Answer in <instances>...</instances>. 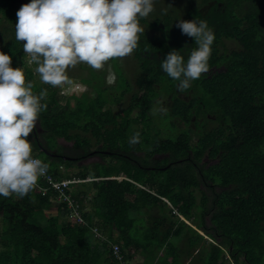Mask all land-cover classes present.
Segmentation results:
<instances>
[{"label": "trees", "instance_id": "1", "mask_svg": "<svg viewBox=\"0 0 264 264\" xmlns=\"http://www.w3.org/2000/svg\"><path fill=\"white\" fill-rule=\"evenodd\" d=\"M26 3L0 0V25L12 28L0 51L12 57L13 68H23L34 94L47 89L41 101L47 108L38 120L45 150L69 159L51 160L27 139L52 174L83 180L73 185V196L88 227L67 220L63 205L52 215L50 195L36 187L23 198L0 196V264H119L91 228L121 246L129 264L138 255L143 264H264V0H189L181 18L165 16L162 26L160 20L150 26L158 35H140L133 51L135 88L118 64L113 86L105 84V72L86 67L83 79L92 94H73L74 108H60L61 87L38 83L23 63V42L14 28ZM181 19L205 20L215 36L209 71L192 81L188 99L176 94L178 81L161 67L173 49L186 63L197 47L176 27ZM225 40L239 50L226 52ZM158 87L171 97L167 120L178 119L187 129L151 135ZM128 93L126 107L116 113ZM136 133L140 142L130 146ZM59 139L72 148L60 146ZM93 156L101 161L79 166L74 175L60 170Z\"/></svg>", "mask_w": 264, "mask_h": 264}, {"label": "clouds", "instance_id": "2", "mask_svg": "<svg viewBox=\"0 0 264 264\" xmlns=\"http://www.w3.org/2000/svg\"><path fill=\"white\" fill-rule=\"evenodd\" d=\"M154 10V0H31L16 13L15 39L23 42L27 63L36 65L40 81L61 87L72 83L67 71L78 64L101 70L108 61L131 55L145 33L139 20ZM176 27L197 47L186 63L173 49L161 67L183 93L209 71L215 36L205 20L181 19ZM11 65L12 57L0 51V196L23 198L48 170L33 158L27 139L47 108L41 103L47 89L34 94L22 69ZM139 142L136 133L129 144Z\"/></svg>", "mask_w": 264, "mask_h": 264}, {"label": "rangeland", "instance_id": "3", "mask_svg": "<svg viewBox=\"0 0 264 264\" xmlns=\"http://www.w3.org/2000/svg\"><path fill=\"white\" fill-rule=\"evenodd\" d=\"M189 0H154V11L152 13L149 14V16L147 18H142L144 21H142L141 19L139 20L140 26L143 27L145 29V33L149 34L150 36L153 35H158L159 32H157L155 29H151L150 26L152 24L155 23L156 20H160L161 21V25H163L164 23V17L165 16H178V18L182 17L183 12L185 11V7L187 5ZM24 2L29 3V0H24ZM202 2V0H195V3L197 5H199ZM26 3V4H27ZM208 5H205L203 7V11H207ZM15 30V28H14ZM7 31H12V28L10 27V25L7 22H4L0 25V45H3L5 42L10 41V33ZM224 49L226 50V52L230 53L231 51L234 50H239V46L238 44L233 41V40H225L224 43ZM135 55L134 53H132L131 55L122 58V59H114V60H110L108 61L104 68L101 70H94V71H103L105 72V84L108 86H113L116 82V74L114 73V63L118 64L121 68H123V70L126 73V76L128 77L130 84L133 88H135V77L138 73V63L135 60ZM89 67L87 64L81 63L78 64L75 68H70L67 71V75L69 76V78L71 79L72 83L70 85H64L61 86V90H60V94L62 95V100L59 101V107L62 108L66 105L70 106L71 108L75 107L76 104V98L74 97L73 94H80L83 91H88L92 94L91 90V86L88 85V83H86L84 81L83 78L88 77L89 75H87V68ZM89 69V68H88ZM223 70V68L218 69L217 71ZM36 81L39 83L40 78L35 76ZM192 84V83H191ZM66 86H69V88H67L65 90V92H63L62 90L66 88ZM193 91H185L183 93L179 92L178 90L176 91V94L183 98V99H188L192 96ZM131 96V93H128L123 101V103L120 106H116V108H114V111L116 113H120L127 105L128 100ZM156 105L155 108L153 110V116H152V128H151V135L154 136L156 134V131H162V135L163 136H170L173 135L175 133H178L180 131H182L183 129H187L186 126L184 124H182L178 119H170L167 120V113L170 110V105H171V97L169 95H165L162 93V91L160 90V88L158 87V97L156 98L155 101ZM161 109H165L166 111H162ZM170 123H172V127L173 130H171L170 128ZM142 125L139 124L138 128H141ZM192 133V135L195 137V129L193 127V124H190L188 127ZM58 144L60 146H64L67 149H71L72 148V143H68L63 139H59L58 140ZM55 148L56 145L54 146ZM97 161H101L99 156H93L91 158H88L84 161L78 162L76 163L74 166L72 167H67L69 168L68 170H66L67 172H71L73 175L76 174V172H78L80 170L79 166H83V165H89L91 166L94 162ZM104 161L106 162H110L111 160L109 159V157H106L104 159ZM208 164H212L211 161H205ZM214 163V162H213ZM89 180V179H88ZM76 186V185H75ZM78 188L82 189V188H86L85 184H79L77 186ZM198 199V196H197ZM56 205L54 204L53 209L50 211L52 215L56 214ZM206 222V219L204 220ZM189 224L191 225H197V223L195 221H190ZM207 238V240H211L209 239L207 236H205ZM191 256L186 253L184 255V261L187 262V260H189ZM140 258H142V256H140ZM143 264V262H142Z\"/></svg>", "mask_w": 264, "mask_h": 264}, {"label": "built area", "instance_id": "4", "mask_svg": "<svg viewBox=\"0 0 264 264\" xmlns=\"http://www.w3.org/2000/svg\"><path fill=\"white\" fill-rule=\"evenodd\" d=\"M27 57H24L23 63L26 67L30 68L35 76H37L35 72V65H28ZM23 71V68H21ZM42 83V82H41ZM43 84V83H42ZM69 88L66 86L65 89ZM35 159H40L37 156L32 155ZM41 160V159H40ZM42 161V160H41ZM61 171H66L64 166H60ZM83 180L77 177H58L52 174L49 170H47L46 174L39 178L37 185L35 186L41 195L46 197L50 195L51 201L53 204L63 205L67 210V220H75L77 224L82 227H88L87 221L84 219L81 213V204L80 202L73 196V193L76 191V187L73 186L75 183L82 182ZM94 238L99 242L106 243L109 245L111 249L112 258L118 262L119 264H129L126 262V256L122 251V247L116 244H112L109 239L102 234L97 228H91Z\"/></svg>", "mask_w": 264, "mask_h": 264}, {"label": "flooded vegetation", "instance_id": "5", "mask_svg": "<svg viewBox=\"0 0 264 264\" xmlns=\"http://www.w3.org/2000/svg\"><path fill=\"white\" fill-rule=\"evenodd\" d=\"M29 137L33 143L38 145L39 151L44 153V149H46L45 148L46 143H45V140L43 138L42 131L39 132V127H35L33 132L30 133ZM48 153H50V151H48ZM51 154L55 155V156L50 155V158H52L51 160H53L54 158H60L61 156H64L63 153L61 154V153H57V152H52Z\"/></svg>", "mask_w": 264, "mask_h": 264}, {"label": "crops", "instance_id": "6", "mask_svg": "<svg viewBox=\"0 0 264 264\" xmlns=\"http://www.w3.org/2000/svg\"><path fill=\"white\" fill-rule=\"evenodd\" d=\"M36 67V66H35ZM37 74V73H36ZM36 77H39V75L37 74V76ZM39 83L40 84H42L41 83V81H39ZM42 85H45V84H42ZM41 148V147H40ZM55 152V151H54ZM38 154H39V152H36V154H32V155H34V156H37V157H39L38 156ZM65 157H68V156H63V158H65ZM64 166V165H63ZM64 168L66 169V170H68L69 168H66V166H64ZM60 170H61V168H60ZM62 172H65V173H68V174H71L72 175V173L69 171V172H67V171H62ZM73 177H75V176H73ZM69 178H72V177H69ZM80 189V188H79ZM92 191H90L89 193H88V195H89V198H90V196H92ZM89 200V199H88ZM86 205H88L87 203L85 204V206ZM87 211H88V206H87V208H85ZM85 210V211H86ZM227 257H229V255L227 254ZM185 260V259H184ZM192 260V257H190L189 258V260H187V262L186 261H184V263H189L190 261ZM231 261V260H230ZM142 262H143V260H142V258H140V256L138 255L131 263L132 264H142Z\"/></svg>", "mask_w": 264, "mask_h": 264}, {"label": "water", "instance_id": "7", "mask_svg": "<svg viewBox=\"0 0 264 264\" xmlns=\"http://www.w3.org/2000/svg\"><path fill=\"white\" fill-rule=\"evenodd\" d=\"M36 127H39V132L42 131V128L40 127V124H39L38 121H37ZM44 152H45L48 156H50V155L55 156L54 154L48 153V151H46L45 149H44ZM65 159H69V157H65Z\"/></svg>", "mask_w": 264, "mask_h": 264}]
</instances>
